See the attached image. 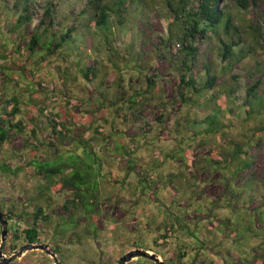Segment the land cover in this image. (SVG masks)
Returning <instances> with one entry per match:
<instances>
[{
	"label": "rangeland",
	"instance_id": "rangeland-1",
	"mask_svg": "<svg viewBox=\"0 0 264 264\" xmlns=\"http://www.w3.org/2000/svg\"><path fill=\"white\" fill-rule=\"evenodd\" d=\"M48 1L55 5L53 29L60 32L66 29L70 21H75L79 29L77 34H80L71 40L76 46V49L70 50L72 54H66L68 50L63 54L55 52L47 62L37 67L33 66L35 70H32L31 61L39 62L40 53L30 55L29 61L25 62L29 53L27 42L32 29L43 17L44 6ZM87 2L88 0H34L31 7L32 20L23 37H20L19 32L9 31L6 20L10 15L6 18L0 14V99L4 95L18 94L16 96L22 102L19 116L24 122L27 119L24 113L32 117L36 125L37 143L44 145L38 144V152H31L25 138L15 135L8 143L0 145V162L9 163L13 167L29 161L32 157L51 158L58 154L53 151V147L59 150L61 147L73 150L78 144L77 141H88L93 137L94 140L89 144L93 145L94 153L101 163L100 171L103 174L98 179L99 212L94 217L96 232L93 235H82L81 228H78L80 239L76 236L71 237L76 234L69 232L67 237L61 239L60 252H56L59 261L61 264H117L119 258L128 251L142 248L156 253L163 264H246L247 259L248 264H259L260 259H264V256H261L263 249L258 246L264 245V132L253 135V131L256 125L264 127V115L255 121L243 120L241 117L245 116V107L239 103L254 79L261 75L260 79L264 80V0H249L250 5L246 11L238 10L233 0H221L219 3V6L225 7L237 16L235 20L240 25L244 41L234 49L249 50L230 72L225 71L222 74L219 72L221 62L214 50L215 42L199 46L200 51L212 49L213 54L206 51L205 56L210 59L218 74L216 81L218 85L226 88L231 85L235 89L233 94L235 105L230 106L234 114L227 112L228 119H225L227 122L228 120L234 122L228 128L227 139L253 141L261 137L252 143L249 150L261 157L259 169L257 170L256 166L251 181L245 182L244 185L243 180L238 185L226 177L229 189L217 200L218 205L215 208L210 204L221 195L222 187L227 180L222 182L220 171L211 173L207 160L211 155L216 157L223 151L220 143L225 144L226 138L211 137L199 147L195 142L191 144L189 153L181 154L175 160L166 159L158 168L153 167L161 164V153L174 147V129L184 128L190 133H197L204 128L203 119L207 116L196 112L195 109L183 116L187 113L188 107L181 99L177 88L178 73L181 70L176 56L179 40L175 35L172 17L165 6V0L135 1L121 24L116 22L115 15H111L113 31L112 36L108 35V43L104 42L103 33L93 34V31L83 29L81 19L85 14L83 15L82 11L87 9ZM36 47L40 49V44ZM96 49L100 50L95 57ZM104 49H111L108 51L109 59L114 61V64L107 60L108 53L106 54ZM83 55L85 57L82 59ZM94 57L99 61L97 66L100 68L99 76L93 82H88L80 72L89 64V59L92 60ZM100 58L105 60L103 66ZM18 67L20 68L17 69ZM196 69L200 72L199 65L193 67V71ZM231 74H235V78H231ZM29 75H33L31 80L28 79ZM146 77H151L155 82L154 87L150 89L152 94H144L151 96V99L139 107L138 114L132 118L128 109V99L133 93H136V101L143 98L144 95L138 94L145 88ZM261 90L264 93V81ZM52 113L57 114L56 119L68 129L66 131L68 135L61 141L50 133L46 121V115ZM96 117L99 118L97 121ZM195 117L196 122L188 123L189 118ZM91 120H94V123L89 126ZM98 122L103 126L100 128V131L104 132L102 135L94 133L91 128ZM139 127L151 131L147 136H142L140 132L135 133ZM130 133L136 135L134 141L136 160L139 159L144 166L153 167L151 178L158 174L161 178H167L170 172L176 174L172 179L175 183L162 185L159 193L164 199L172 195L180 198L184 191L189 194L192 181H203V184L199 185L201 193L192 195L193 206L186 213L189 223L200 224L203 237H206L211 245L204 247L201 255L196 256L190 252L183 261L177 263L175 247L177 241L180 243L182 240L169 236L166 239L167 244H163L161 239L154 244L153 234L144 231L141 235L139 231H135L136 227L145 228L154 208L143 198L138 199L134 173H130L124 183L119 182L124 176L122 171L124 160L118 156V152L116 154L113 152L116 151L115 147L120 138H124L126 143L130 142L133 136ZM48 142H52L53 146L50 148L46 146ZM213 149L218 152H211ZM81 150L84 149H80L79 146L71 154L80 155ZM191 154L193 156H189ZM75 157L71 156V159L77 160ZM261 167L263 169L259 171ZM94 168L93 172L98 173L99 166ZM45 180L46 177L41 173H34L33 166L26 167L16 175L0 171V204L3 209L15 214L20 211L30 213L34 210L35 204L45 205L46 197L42 199L37 196L38 188L46 182ZM173 187L177 189L174 190ZM117 192L121 194L119 203L114 198ZM71 194L72 192L67 189L48 193L50 205L56 207L57 214L61 213L60 206ZM230 194H233V197ZM165 204L169 206L170 212L176 211L174 203L167 200ZM197 205L202 206L201 212H194L193 207ZM127 207L131 212L127 211ZM209 211L211 214L207 216ZM16 219L19 217L11 216V219H7L8 233L2 245L5 255L20 248L17 244V248L9 249L17 242L14 229L21 230L31 221L29 215L20 218L19 223H15ZM51 219V222L43 223L45 231L51 229L57 221V215H52ZM80 222L89 224V221L83 218ZM157 226V223L150 225L151 228ZM201 233L199 232V235ZM138 236L143 240L140 247L131 243L132 239ZM41 238L40 243L48 244L44 232L41 233ZM48 247L52 250V247ZM255 257L259 259L255 260ZM152 261L153 263L138 262V257H135L124 264H157ZM9 264L55 263L45 251L32 249L24 251L19 258H13Z\"/></svg>",
	"mask_w": 264,
	"mask_h": 264
},
{
	"label": "trees",
	"instance_id": "trees-1",
	"mask_svg": "<svg viewBox=\"0 0 264 264\" xmlns=\"http://www.w3.org/2000/svg\"><path fill=\"white\" fill-rule=\"evenodd\" d=\"M33 1L34 0H0V9L2 8L3 12L0 14H3L6 18L10 15V18L6 20L10 32H19L20 37H23V33L29 28L32 20L31 7ZM135 1L137 2L139 0H88L87 9L82 11V14L85 15L82 16L81 25L86 31H93V34H96V32L103 33L105 38L104 42L108 43V35L112 36L113 31L111 15H115L116 22L121 24L127 16L126 13H128V10ZM233 1L238 10L246 11L250 5L249 0ZM220 2L221 0H165V6L172 17L171 23L174 27L175 35H177L179 40L177 43L179 49H177L176 56L181 70L178 73L177 88L180 92L181 99L188 107L187 113L183 116L188 115L193 109L203 116L205 114L207 116L203 119L204 128L197 133H190L184 130V128H182V130L174 129V147L169 151L161 153V164L153 165V167L158 168L166 159L175 160L176 157H179L181 154L189 153L191 144L195 142L199 147L204 145V142H206L208 138L222 137L226 138L225 144L220 143V147L223 148V151L218 153L216 157L213 155L209 157L207 160L208 168L211 173L213 171H220L223 183L227 180L226 177H228L230 181H234L238 185H240V181L243 180L242 184L244 185L245 182L251 181L253 170L256 166L258 170L259 163H262V159L259 155L257 156L249 151L252 147V143L257 142L261 137L253 141L250 139L245 141L236 138L227 139L226 135L228 133V128H230V125L234 122L229 120L227 122L225 119H228L227 112L231 115L234 114V110L231 107L235 105L236 101L233 97L235 89H233L231 85L228 88L218 85L216 82L218 80V74L210 59L205 56L206 51L213 54L211 51L212 49H204L202 51L199 49L201 44H212L215 42L216 49L214 50L221 62L219 70L221 74L225 71L230 72L232 67L249 53L248 49H234L235 46L240 45L244 41V38L240 25L238 21L235 20L237 16L225 7L219 6ZM54 6L52 1H48L45 4L43 17H41L37 25L32 29L31 35L29 36L27 42V51L29 53L25 62L29 61L30 55L38 52L40 53L39 62L31 61L32 68L27 67L32 70H35L33 66L37 67L47 62L49 57L55 52L63 54L65 50H68L66 54L70 55L72 54L70 50L76 49L75 43L71 41L80 34H77L79 29L76 27L75 21H70L65 30L60 32L55 31L53 29L55 20ZM89 42L91 43V41ZM38 44H40V49H36V45ZM99 50L100 49H96L94 51L95 57ZM109 50L111 49H104L106 54ZM107 55V60L111 61L109 59V53ZM140 56L141 54H139V57ZM159 56L160 54L158 57ZM83 57L85 56L83 55L82 59ZM88 57H90V55ZM95 57L92 60L89 59V64L81 69L80 72L88 82H93V80L95 78L97 79L99 76L100 68L97 67L99 61ZM100 60L103 66L105 60L104 58H100ZM111 63L114 64V61H111ZM256 64L259 65L260 63ZM197 65H199L200 72L197 69L193 71V67ZM19 68L20 67L17 69ZM235 76V74L230 75L231 78H235ZM260 76L248 85L246 94L241 103H239L245 107V116L241 117L243 120L255 121L264 115V102L261 101H264V93L261 90L264 80L260 79ZM4 78L6 79V76ZM32 78L33 75L28 76V79L31 80ZM145 82V88L138 94L139 96L151 93L150 89L155 85L151 77H146ZM98 84L100 85L101 81ZM16 95L18 94L12 93V95H4L0 99V145L8 143L13 136L19 135L24 137L25 142L30 145L31 152L36 153L39 148L38 144L41 146L44 145L37 143L36 125L32 117L24 113L23 115L27 116L26 122H24L23 118L19 116L21 112L20 104H22V102ZM135 95L136 93L131 94L128 99V109L130 110L132 118H135L138 114L139 107H142L145 102L151 99V96L144 95L143 98L136 101ZM233 102L234 104H232ZM256 114L258 117H256ZM96 116L98 117V115ZM56 117L57 114L53 113L46 115V121L50 128V133L54 135L57 140L61 141L68 135L66 134L68 129H66L64 127L65 125L58 121ZM97 117L95 118L96 121L99 119ZM196 119V117L194 119L189 118L188 123L191 124L196 122ZM94 120L90 121L89 126L94 123ZM102 127V124L98 122L91 128L94 133L102 135L104 134L103 131H100ZM137 130L138 131H135V133L140 132L142 136H147V133L151 131L146 130L144 127H139ZM263 130L264 127H258V125H256L253 135L261 131L264 132ZM135 133H130V135H133L130 142L126 143L124 138H120L119 143L115 147L116 151L113 152V154L118 152L119 155H117L124 160L122 166L124 176H122L119 182L124 183L127 176L130 173H134L136 175L138 199L143 198L154 208L145 228L139 227L138 229L136 227L135 231H139L141 235L144 231H146L147 234H153L152 242L154 244H157L158 239H161L163 244H167L166 239L169 236H174V238L182 240L180 243L177 241L175 247V262L177 263L183 261L190 252H193L196 256L201 255V250L211 245L206 237H203L204 235L201 233L200 224L198 222L189 223L186 213H188V209L190 210L193 206V202H191L192 195L201 193V187H199V185L201 186L203 181H192V184H190L192 189L189 194L185 193L187 191H184V193H181L180 198L172 195L164 199L159 193L162 185L175 183L172 179L176 177V174L170 172L167 178H161L159 174L151 178L153 167L151 165H142L139 159L138 161L136 160L137 157L134 155ZM185 134H187L188 137L185 136ZM93 140L94 138L91 137L88 141H77L78 144L76 148L80 146V149H84L81 150L80 155L71 154L76 148L69 150L61 147V150H59L53 147V151L58 154L51 158H45L43 156L38 158L32 157L29 161L19 163L13 167L9 163L0 162V171L10 175H16L26 167L33 166L34 173H41L46 177V182L39 186L37 192L38 197L42 199L46 197L44 199L45 205L38 203L34 205V210L30 213L20 211V213L15 214L14 212L11 213L9 210H4L3 206L0 204V210L7 219H11V216H17L19 219H16L15 223H19V221H21L20 218L29 215L31 220L28 224H25V228L21 230L14 229L15 238L19 243L16 242L9 249L13 250L17 248V244L18 247H21L24 243L39 242L42 240L41 233L44 232L47 236V245L52 247L53 252L56 253L60 252L61 239L67 237L71 231L76 234L71 237L76 236L77 239H80L81 234H95L96 227L94 217L99 212L98 202L100 200L98 194V179L103 173L100 171V159L95 155L93 145L89 144V142ZM58 143L62 144V142ZM46 146L50 148L53 146V143L48 142ZM211 152L216 153L218 151L213 149ZM71 156H76L75 158H77V160L73 161ZM189 156H193V154ZM189 158L193 159L192 157ZM95 166H99L98 173L93 172ZM136 166L139 168H136ZM262 169L263 167H261L259 171H262ZM227 183L228 180L222 187L221 195L210 204L211 207L215 208L218 205L216 203L217 200L221 199L227 192L229 189ZM173 188L174 190L177 189V187ZM62 189L70 190L72 194L63 201V204L59 208L62 211L57 214L56 207L50 205L48 193L57 192ZM114 195L116 202L119 203L121 194L117 192ZM238 195L239 194H237V196ZM230 196L233 197V194H230ZM183 197L185 200H181ZM107 198L109 199L110 197ZM167 200L176 205L175 212H170L169 206L165 204ZM193 210L194 212H201L202 206L197 205L193 207ZM127 211H130L129 207H127ZM54 214L57 215V221L53 224L51 229L45 231L43 223L51 222V217ZM209 214H211V211L207 213V216ZM81 218L89 221V224L87 225L86 222H80ZM151 223H157L158 226L156 228H151ZM78 228H81V234L78 233ZM199 232L201 235H199ZM131 243L134 246L140 247L143 240L138 236L132 239ZM258 246L263 249L261 256H264V245L259 244ZM257 258L258 257H255V260ZM139 261L153 263L151 259L144 257H138V262ZM166 262H168L167 259ZM246 264H248V259ZM259 264H264L263 258L260 259Z\"/></svg>",
	"mask_w": 264,
	"mask_h": 264
},
{
	"label": "water",
	"instance_id": "water-1",
	"mask_svg": "<svg viewBox=\"0 0 264 264\" xmlns=\"http://www.w3.org/2000/svg\"><path fill=\"white\" fill-rule=\"evenodd\" d=\"M7 218L5 217L4 213L0 210V264H9L13 258H19L23 255L24 251L32 250V249H41L49 254L53 259L55 264H61L55 252L49 249L47 244H43L40 242L36 243H26L25 245L21 246L17 251L5 255L3 253L2 245L6 239V235L8 233L7 229ZM135 257H144L147 259L154 260L157 264H163V261L159 259L158 255L153 252H148L142 248H135L128 251L126 254L122 255L117 264H124L131 261Z\"/></svg>",
	"mask_w": 264,
	"mask_h": 264
}]
</instances>
